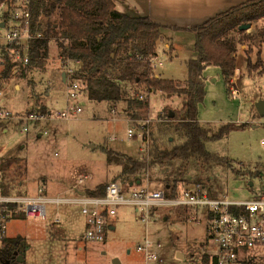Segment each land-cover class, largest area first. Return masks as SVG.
<instances>
[{
  "label": "rangeland",
  "instance_id": "374dc122",
  "mask_svg": "<svg viewBox=\"0 0 264 264\" xmlns=\"http://www.w3.org/2000/svg\"><path fill=\"white\" fill-rule=\"evenodd\" d=\"M259 29H264V20L247 33L258 34ZM238 48L234 85L239 93L233 99L230 88L234 78L227 88L221 70L210 66L203 74L206 95L198 105V120L211 136L224 126L230 127L222 139L206 143L211 153L224 159L223 164L208 172L211 178L205 181L206 186L211 193L215 189L219 196L228 195L232 200L245 201L253 199L264 188V118L255 107V103L264 99V73L250 71L247 56L251 51L254 63L258 54L264 61V41H250ZM158 49L163 61L156 69L160 78L182 84L188 81L187 63L190 60L186 61L182 55L171 57V51L166 49L167 53H164L161 44ZM62 71V60L53 44L46 68L31 72L25 80L12 76L3 85L0 104L17 116L38 106L46 107L54 114L66 109L69 102ZM17 84L21 88H16ZM134 88L143 91L145 101L149 103L147 108L137 110L139 118L135 120H131L119 104L94 103L82 96L71 104H78L83 112L74 119L47 124L46 135L39 136L33 129L35 125H30L28 132L23 131L24 124L16 122L0 126V157L15 162L8 173L15 183L23 182L21 193L36 195L44 188L45 196L50 197L57 194L60 182L66 185L63 193L67 192L68 186L86 190L111 182L120 176L121 167L109 165L102 148L130 157L144 155L147 158L154 143L163 148L180 144L182 141L176 134L178 123L166 116L181 109L183 96L167 98L160 92L147 90L143 84ZM48 92L53 96L47 97ZM52 101L55 106L47 108ZM113 108L115 114L111 112ZM148 119H151L149 143L138 134L129 139L127 130L133 126L132 121L140 128ZM155 171L151 170V174ZM194 174L195 170L191 168L187 178L191 179ZM85 175L87 179L80 184ZM149 179L144 180L143 187H149L151 191L164 189L162 182ZM191 217L192 212L183 207H159L153 221L146 225L137 219L131 206H121L117 209L115 229L108 227L105 239L97 242L84 237L85 216L80 205L48 204L47 221L14 219L8 234L12 239L21 236L29 246L24 253V264H146L137 247L147 238L152 241L163 264H200L202 255L206 252L214 254L217 246L208 235L205 219L199 216L198 219H202L199 223ZM179 253L185 256L184 261L179 260ZM252 254L256 256L250 264H264L263 252L253 250Z\"/></svg>",
  "mask_w": 264,
  "mask_h": 264
},
{
  "label": "trees",
  "instance_id": "16d2710c",
  "mask_svg": "<svg viewBox=\"0 0 264 264\" xmlns=\"http://www.w3.org/2000/svg\"><path fill=\"white\" fill-rule=\"evenodd\" d=\"M11 1L0 0V3L11 4ZM31 12L32 30L42 33L43 38L31 42L30 61L21 66L16 75H13V68L17 63L9 48L3 49L1 55L6 64L0 72V88L12 76L25 80L31 72L44 70L55 44L62 64L69 58L80 62L75 66L74 78L86 83L82 96L94 103L119 104L131 120L139 118L138 109L149 105L145 100L132 99L128 90L131 87L143 84L147 90L160 92L167 98L186 96L174 117L166 116L178 123L176 134L182 141L180 144L163 148L154 143L147 158L144 155L130 157L102 148L108 164L121 167L120 176L112 181H121L124 190L128 191L132 186H142L148 175L149 180L163 183V190L170 198L176 195L180 183L205 184L211 178L208 172L224 163L223 158L207 149L206 143L222 139L230 127L224 126L211 136L209 130L199 123L198 105L206 95L200 76L207 66L218 67L226 87H229L236 74L239 45L259 39L264 41V29H259L258 34L240 30L243 24L255 27L264 20V0L247 1L192 29L196 35L195 50L198 55L187 63L189 77L186 87L174 80L150 78L148 58L158 54L162 27L147 17H131L118 12L115 0H31ZM7 20V15L0 16V21ZM247 56L249 70L264 73L261 54H258L255 63L251 59V51ZM37 109L43 113L49 111L38 106L31 112ZM14 163L12 159L0 157V170L5 167L0 187V193L4 195H23L20 191L23 182L15 183L8 173ZM191 168L195 174L189 179L187 176ZM153 169L156 171L151 174ZM107 184L88 190L87 195L103 197ZM25 247L21 237L5 239L0 250V264L16 263L15 251L24 253ZM215 257L206 252L200 264H211L215 262ZM242 264H249V261L244 260Z\"/></svg>",
  "mask_w": 264,
  "mask_h": 264
},
{
  "label": "built area",
  "instance_id": "2783aa9c",
  "mask_svg": "<svg viewBox=\"0 0 264 264\" xmlns=\"http://www.w3.org/2000/svg\"><path fill=\"white\" fill-rule=\"evenodd\" d=\"M8 16L7 21H0V72L5 67V59L1 52L9 48L17 65L13 68V75L21 71V66H26L29 61L31 42L42 39V33L32 30L31 0H12L0 3V16ZM151 66L150 78L158 77L156 69L162 66L163 61L159 56L148 58ZM79 61L70 58L63 63L65 73L66 98L69 104L66 109L43 113L40 109L26 113L23 116L14 115L13 112L0 104V122L24 124L23 131L28 132L30 125L49 124L53 121H67L80 115L82 107L72 101L82 97L85 82L74 78L76 65ZM231 85L232 98L239 93L238 88ZM134 100H145L146 95L138 88L128 89ZM3 87L0 88V99ZM115 108L111 110L115 114ZM151 119L145 120L138 128L136 124L127 130L129 139L136 134L146 143H149V124ZM140 129V133H138ZM264 146V140H262ZM3 172L0 170V187L3 183ZM147 175V179H148ZM87 179L85 175L80 184ZM203 183H180L176 195L167 197L164 190L151 191L149 187L130 188L124 190L121 181H111L106 186L103 197H91L87 193L81 194L77 199L49 198L45 196L44 188H40L35 196L4 195L0 193V250L4 240L9 238V223L16 217L31 218L46 221L48 219V204L76 203L82 207V213L87 218L84 237L90 241H103L107 228L117 216V209L121 206H131L137 219L149 225L154 219L155 210L159 207H183L192 212V221L201 222L204 218L209 237L217 246L214 252L215 262L211 264H242L248 260L249 264L256 254L253 250L264 253V188L253 199L245 201L232 200L228 195H214ZM200 216V217H199ZM59 222V219H57ZM146 264H163L161 256L154 250L150 239L137 247Z\"/></svg>",
  "mask_w": 264,
  "mask_h": 264
},
{
  "label": "crops",
  "instance_id": "0c3cea01",
  "mask_svg": "<svg viewBox=\"0 0 264 264\" xmlns=\"http://www.w3.org/2000/svg\"><path fill=\"white\" fill-rule=\"evenodd\" d=\"M247 1L250 0H124V1L115 0V4H116V10L120 13L130 15L131 17H147L152 22L160 25L162 27V40L159 43V45L160 44L162 45V49L165 50L164 53H167V50H170L171 57H174V55H182L185 57L186 61H189L197 57V52L195 51L196 35L195 32L192 31V29L197 27L198 25L204 24L205 22L216 17L217 15L227 12L231 8L243 4ZM157 56L159 55L157 54ZM62 68H63L62 71V75H63L64 74L63 64H62ZM209 68L210 66H207L201 73L200 76L201 85H203L205 79L203 74ZM156 75L160 77L157 74V72ZM234 80L236 79L234 78ZM63 82L65 83L64 80ZM186 83L187 81L182 84L183 87H186ZM16 88H21V85L17 84ZM49 96L51 97L53 96V94L48 92L47 97ZM182 98L183 99L181 101V105L183 100L186 98V96L183 95ZM53 106H55L53 101L51 102V104H47L48 108H51ZM8 124L10 123L0 122V126H6ZM45 128H47V124H41L40 126L33 129L36 132H38L39 136H43L44 134L45 135L48 134V130ZM65 186H66L65 184L60 182L56 189L57 194H53L55 196H50L49 198L52 199L62 198L61 197L62 195L73 194L72 197H67V198L77 199L80 197L81 194L83 195L84 193H87L88 190H94V189L85 190L77 186H73L72 188H69L68 186L67 192L63 193L61 191L65 189ZM132 187L139 188L136 186H132ZM20 191H21V187H20ZM23 195L35 196L30 194H23ZM20 218L22 217L15 219H20ZM114 222L115 220L111 223L110 226L111 229H115ZM10 223H9V228H10ZM86 225H87V218L85 216L84 231L86 230ZM10 237L12 238L11 235L9 236V238ZM27 246L28 245L26 244L25 250H28L29 246L28 247ZM24 253H26V251ZM178 258H180L179 260H182L181 257ZM184 260L185 259H183V261Z\"/></svg>",
  "mask_w": 264,
  "mask_h": 264
},
{
  "label": "water",
  "instance_id": "95a60500",
  "mask_svg": "<svg viewBox=\"0 0 264 264\" xmlns=\"http://www.w3.org/2000/svg\"><path fill=\"white\" fill-rule=\"evenodd\" d=\"M250 28H252V24H243L241 27H240V30L241 31H247L249 30ZM65 73L62 75L63 77V80L65 81ZM255 107L258 111V114L264 118V99L263 100H260L258 101L257 103H255ZM174 116V113H170V118H172ZM14 255L17 257V262L20 263V264H24V253L20 254L19 251H15ZM178 257H181V259H185L184 255L179 253L178 254Z\"/></svg>",
  "mask_w": 264,
  "mask_h": 264
}]
</instances>
